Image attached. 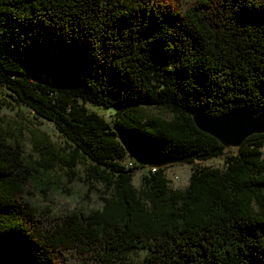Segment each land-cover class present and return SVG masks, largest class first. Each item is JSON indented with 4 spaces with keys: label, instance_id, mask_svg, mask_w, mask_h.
<instances>
[{
    "label": "trees",
    "instance_id": "obj_1",
    "mask_svg": "<svg viewBox=\"0 0 264 264\" xmlns=\"http://www.w3.org/2000/svg\"><path fill=\"white\" fill-rule=\"evenodd\" d=\"M12 106L71 149L31 130L30 158ZM87 106L114 108L112 122ZM235 109L264 114V0H0V264H129L136 251L141 264H264V134L227 154L192 119ZM126 148L149 165L139 188ZM219 156L223 169L169 186L166 166ZM56 167L98 184L100 208L30 204Z\"/></svg>",
    "mask_w": 264,
    "mask_h": 264
},
{
    "label": "rangeland",
    "instance_id": "obj_2",
    "mask_svg": "<svg viewBox=\"0 0 264 264\" xmlns=\"http://www.w3.org/2000/svg\"><path fill=\"white\" fill-rule=\"evenodd\" d=\"M88 110L107 119L110 123L113 120L114 108H103L87 106ZM147 112L163 118H170L167 111L147 108ZM6 119L11 123V132L18 140L19 145L25 154L32 159H37L39 154L34 146L30 131H38L44 137L54 143L60 149L69 151L70 143L58 132L55 126L44 119L35 118L31 111L23 107L12 106V109L5 110ZM227 154L234 153L236 148H226ZM264 156V145L261 149ZM224 156L214 157L205 161H195L193 164H172L164 169L169 186L172 189L183 190L189 179L192 168L213 167L224 168ZM121 163L125 167H133L132 183L136 188L140 187L141 176L147 173L149 165L130 148H126V154ZM79 175H83L79 171ZM40 176V175H39ZM29 195L27 200L38 209H48L51 215L61 216L71 212H88L100 208L101 187L96 183H88L83 179H69L66 172L56 167L46 177L35 178L28 187ZM144 252H129L125 260L129 264H141Z\"/></svg>",
    "mask_w": 264,
    "mask_h": 264
},
{
    "label": "water",
    "instance_id": "obj_3",
    "mask_svg": "<svg viewBox=\"0 0 264 264\" xmlns=\"http://www.w3.org/2000/svg\"><path fill=\"white\" fill-rule=\"evenodd\" d=\"M197 129L215 138L224 148H238L255 134H264V114L252 109H235L219 116L197 113L193 117Z\"/></svg>",
    "mask_w": 264,
    "mask_h": 264
}]
</instances>
